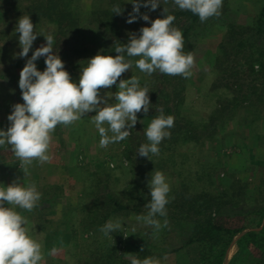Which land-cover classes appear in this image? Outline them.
Returning <instances> with one entry per match:
<instances>
[{
    "label": "rangeland",
    "instance_id": "374dc122",
    "mask_svg": "<svg viewBox=\"0 0 264 264\" xmlns=\"http://www.w3.org/2000/svg\"><path fill=\"white\" fill-rule=\"evenodd\" d=\"M80 1L85 9L89 8L90 0ZM263 2L264 0H224L220 15L200 23L193 37V47L189 51L194 56L192 75L185 81L183 100L178 105L179 114L171 116L178 124H184L188 120L194 123L216 124V131L210 135L212 138L196 137V140L192 139L187 143L176 142L173 144L174 148L167 147L163 141L161 144L165 146L160 145V155L153 156L152 161L146 157H140L135 153L139 145L145 143L144 129L148 126V123L143 125L146 122L140 117L141 111L137 113L138 122L130 135L134 134V139L136 138L132 145L134 153L131 159L127 160L124 155L129 143L127 139L111 144L107 149L98 146L100 137L94 124L91 123V117L95 115V112L85 114L81 121L74 122L72 125L56 127L49 147V162L41 164L34 161L30 166V174L25 178V183H35L42 193L39 207L32 212L17 209L27 218L29 234L42 244L45 257L42 264H76L79 259L81 264H84L90 250L96 246H89L90 250L83 246L81 251H78V245L74 244L78 243L77 238L95 236L110 240L118 239L120 234L123 237L132 238L125 247L127 252L125 258L129 264L128 255H135L133 239L147 240L144 245L151 246L156 253L155 258L159 259L161 264H198L196 245L186 246L179 251L175 250L182 244V235L180 224L174 219H167V225L158 232H154L150 226L136 219L138 215L146 214V211L110 214L103 220L104 224L114 218H122L124 224L120 232L107 237L100 232V228L83 225L91 216L104 217L105 210L102 208L104 206L97 201L104 203L105 196L109 193L121 194L125 182L132 177L139 179L147 187L151 178L150 173L154 169L162 171L170 187L173 188L179 187L181 182H189L191 178L187 176L188 171L195 173L202 163L218 162L215 168L219 174L214 176V183L220 186L229 183V178L223 180L224 170L227 169L228 173L241 177L243 183L250 184L248 194L251 195L259 175L255 171L259 170L258 167L262 169L261 162H264V98L254 101L251 106L244 98L253 89L258 93L263 92L264 74L252 77L243 70L244 68H235L231 61L233 54L229 59H225L220 45L231 50L235 42L229 39V42L225 44L227 29L230 25H252ZM132 7L131 4L126 3V10L120 16L119 24L123 39H129V33L139 34L140 28L151 26L150 22L142 19L131 24L126 23ZM164 7L168 10L176 8L169 2L159 5L155 11L144 7H141L140 11L147 13L150 20H155L166 15L163 12ZM4 26L5 23L0 21V31ZM6 26L0 33V66H2L0 67V128L5 130L9 126L7 116L12 110V105L23 103L18 86L20 72L26 60L31 57L32 51L46 44L44 36L39 35L28 57L21 58L18 56L21 51L20 34L15 32V29L5 32ZM35 29L37 33L51 34L52 25L41 23ZM67 40L68 45H66L69 49L82 47L81 44L84 41H86L85 44L96 48L102 43V38L97 39L90 34L75 35ZM55 49L59 56H62L63 53L58 48L55 47ZM61 59L69 73V62ZM132 59L134 61L137 58ZM36 64L39 70L45 69L43 57L36 61ZM226 66L228 69L225 72L223 69ZM238 70L242 72L235 73ZM80 71L81 69L72 70L71 78L78 81ZM141 74L142 72L133 66L118 78L117 83L119 79H130L134 75L139 80L141 78L140 83L143 86L142 80L148 77L146 75L142 77ZM117 90L113 85L110 89H101V94L114 93ZM220 105L225 108L217 110ZM234 105L238 106L232 108ZM213 117L214 120L210 121ZM202 133L204 134L199 129L197 135L201 136ZM158 162L160 164H157ZM23 177L24 173L14 154L7 147L0 148V183L8 185L18 179L23 182ZM195 182L201 185L198 181ZM97 206H101L102 209L95 210ZM94 213L97 214L90 215ZM164 221L165 219L160 220L162 225ZM243 232L234 237L223 264H231L235 255L241 250L237 241ZM118 247L123 246L119 243ZM247 248H249V254L244 255V260L238 264H256L258 261V251L252 247ZM93 259L94 257L90 259V262H93Z\"/></svg>",
    "mask_w": 264,
    "mask_h": 264
},
{
    "label": "clouds",
    "instance_id": "9594fccd",
    "mask_svg": "<svg viewBox=\"0 0 264 264\" xmlns=\"http://www.w3.org/2000/svg\"><path fill=\"white\" fill-rule=\"evenodd\" d=\"M169 2L180 10L191 11L201 23L219 16L223 6V0H127L126 3L133 7L126 23L142 19L151 26L140 28L139 35L129 33L127 43L115 46L118 55L98 53L86 60L78 81L71 78L55 49L54 35L37 33L28 15L18 20L15 32L20 34L19 57H28L39 35L44 36L46 44L32 51L26 60L18 81L23 103L12 105L7 116L9 126L6 130L0 128V148L7 147L14 154L24 173L23 182L18 179L8 185L0 183V264H42L45 258L42 244L29 234L27 218L17 209L32 212L39 207L42 193L35 183H25V178L34 161L49 162L52 133L58 125H72L81 121L85 114L95 112L91 123L100 137L98 146L107 149L130 137L138 122L137 113L147 114L151 106L150 91L141 86L138 77L132 75L117 83L123 73L134 65L149 76L159 72L185 79L191 77L194 56L184 52L182 30L173 26L175 16L169 14L167 7L163 8L166 15L155 20L140 11L141 7L155 11L159 5ZM123 11L119 3L112 7L116 15H122ZM41 57L45 63L43 71L36 64ZM132 58L137 59L133 61ZM254 68L260 71V64H255ZM113 85L118 89L116 92L101 94V89H110ZM173 127L174 117L166 116L160 109L159 115L144 129L147 143L140 144L135 154L152 161L153 156L160 155V145L170 138ZM150 177L147 184L150 199L144 205L147 211L136 219L158 232L167 225L166 219L162 225L158 217H167L171 187L162 171L154 169ZM123 224L122 218L110 219L100 232L106 237L112 236L121 231ZM127 258L130 264H161L151 256L140 259L129 254Z\"/></svg>",
    "mask_w": 264,
    "mask_h": 264
},
{
    "label": "trees",
    "instance_id": "16d2710c",
    "mask_svg": "<svg viewBox=\"0 0 264 264\" xmlns=\"http://www.w3.org/2000/svg\"><path fill=\"white\" fill-rule=\"evenodd\" d=\"M117 3L121 5L124 13L126 10L125 0H90L88 9L81 5L80 0H0V21H3L5 26L7 25L5 32L15 29L18 20L24 15L30 17L34 29L41 23L52 25L51 34L55 37L54 47L63 53V57L61 55L60 57L69 62L70 74L72 70L81 69L86 60L98 53L113 57L118 55L114 51L115 46L128 42L129 39H123L121 35L119 24L121 15L112 13V7ZM169 14L175 16L173 26L182 30L184 52L188 53L193 47V37L201 21L191 11L180 10L177 7L170 9ZM89 34L94 35L97 39L102 38V43L97 44V48L85 44L86 41L81 44L82 47L67 48L69 37L88 36ZM226 36L225 44L229 42V39L235 43L231 46V50L220 45L225 59H229L233 54L231 61L235 68H244L243 70L252 77L264 74V2L252 25H230ZM257 63L260 64V71H256L254 68ZM135 69L137 68L135 67ZM227 69L226 66L223 70L226 72ZM239 72L242 71H235V73ZM141 75L148 77L142 82L143 86H146L150 91L148 95L151 105L147 114L143 111L140 114V117L146 122L143 125L149 124L154 116L159 115L160 109H163L166 116L179 114L178 105L183 100L185 81L187 80L181 76L162 75L159 72L153 73L151 76L145 73ZM262 91L264 92V89ZM263 92L258 93L253 89L244 99L251 106L254 101L264 98ZM237 106L234 105L232 108ZM218 107L217 110L225 108L222 105ZM213 120L214 117L210 121ZM199 129L204 132L201 136L197 135ZM215 131L216 124L209 122L194 123L190 120L184 124L174 122V127L170 129L171 136L164 142L167 147L174 148L173 144L176 142L187 143L192 139L196 140V137L209 138ZM133 135L127 138L129 143L124 152L127 160L131 159L134 153L132 145L136 138L134 139ZM144 141L146 143L147 140ZM165 144L161 145L165 146ZM217 163L205 162L200 165L199 171L196 170L195 173L188 171L187 176H190L191 179L187 183L181 182L179 187L171 188L169 203L166 206L167 217H158V219H174L179 222L182 244L175 250L179 251L186 246L196 245L198 264H223L226 252L234 237L246 229L237 241L241 250L235 255L231 264H238L244 260V255L249 254L247 247L258 251L259 258L256 264H264V162H261L262 169L258 167L259 170L255 171L259 175L251 195L248 194L250 184L243 183L241 177L228 173L227 169L224 170L223 180L229 178V183H224L221 186L216 185L213 180L214 176L219 174L215 168ZM195 181L201 185H197ZM105 197L104 203L97 201L101 206H104L102 207L105 210L104 217L91 216L87 221L83 220L86 222L83 226L101 228L104 225L103 220L110 214L147 211L144 205L150 199L147 187L134 177L125 182L121 194L109 193ZM101 206H97L95 210L102 209ZM252 220L255 221L251 222ZM79 238H77L78 243H74L75 246L78 245V251H81L83 246L88 248L96 246L92 250H90L91 247L89 248L90 254L84 264H129L125 258L127 253L125 247L128 241L132 240L131 237H123L120 234L118 239L110 240L99 239L95 236H80ZM133 240L135 255L138 258L156 256L151 246L144 245L147 240ZM119 243L123 246L122 248L118 247ZM142 249L143 251H141ZM93 257L94 261L90 262ZM76 264H81L80 259Z\"/></svg>",
    "mask_w": 264,
    "mask_h": 264
}]
</instances>
